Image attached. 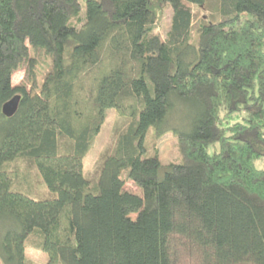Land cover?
Instances as JSON below:
<instances>
[{"label":"trees","instance_id":"16d2710c","mask_svg":"<svg viewBox=\"0 0 264 264\" xmlns=\"http://www.w3.org/2000/svg\"><path fill=\"white\" fill-rule=\"evenodd\" d=\"M108 108L127 123L92 185ZM0 222L1 264H264V0H0Z\"/></svg>","mask_w":264,"mask_h":264},{"label":"rangeland","instance_id":"374dc122","mask_svg":"<svg viewBox=\"0 0 264 264\" xmlns=\"http://www.w3.org/2000/svg\"><path fill=\"white\" fill-rule=\"evenodd\" d=\"M171 18L172 11H165L163 14V19L161 21L160 29L161 36L163 38H165V33L170 26ZM198 21V15L195 14L192 20V27H196L198 25ZM25 69L26 64L23 63L21 64L19 69L13 73L11 78L12 85H20L25 83ZM195 113L193 108H189L188 106H182L181 104L177 105L174 111L170 113L167 123L170 127H172V129H185L191 123ZM239 121H241V116H232L224 120L223 125L227 126ZM126 123V118L120 117L116 113L114 108H108L104 111V118L100 127V131L95 137V141L92 148L82 159V174L84 178L89 181L90 184L93 185L97 182L98 174L96 173V168L100 165L102 155L106 150H111L113 148L118 134L124 129ZM151 138L154 142L153 146L157 149L158 157L161 164L168 165L179 162V154L177 150V136L173 130H170L169 132L165 133L160 137ZM124 188L127 191H130L137 195H141V191L132 182H127ZM40 191V193L36 192L33 197L38 199L41 197L52 196V194L47 190L41 189ZM9 227L10 224H7L6 222H0V236L7 228L9 229ZM38 255L39 254L37 252L30 251L28 253V258H30L32 261H36Z\"/></svg>","mask_w":264,"mask_h":264},{"label":"water","instance_id":"95a60500","mask_svg":"<svg viewBox=\"0 0 264 264\" xmlns=\"http://www.w3.org/2000/svg\"><path fill=\"white\" fill-rule=\"evenodd\" d=\"M20 100L19 95L13 96L9 101L3 104L1 112L5 117H11L17 110Z\"/></svg>","mask_w":264,"mask_h":264}]
</instances>
